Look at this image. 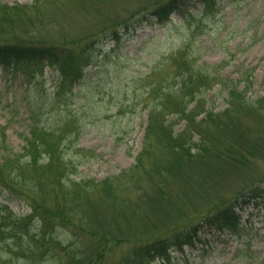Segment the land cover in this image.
I'll return each mask as SVG.
<instances>
[{"label": "rangeland", "instance_id": "374dc122", "mask_svg": "<svg viewBox=\"0 0 264 264\" xmlns=\"http://www.w3.org/2000/svg\"><path fill=\"white\" fill-rule=\"evenodd\" d=\"M51 1L42 6L32 24L24 27L19 22L17 31L34 41L65 39L78 43L92 36L95 44L100 42L104 55L100 66L84 68L88 73L83 81L90 82L82 83L79 90L76 87L71 103L61 106L63 112L76 115L78 177L114 176L136 163L144 145L150 154L142 155L145 167L155 166L150 160L154 156L162 162L169 160V154L156 147L152 136L145 138V127L150 108L159 109L163 104L169 110L161 111L159 117L171 124L174 133L186 123L181 111L172 106H178L179 96H171L170 103L167 99L180 82L173 77L172 61L181 60L179 72L191 68L203 81L199 94L188 104L196 107L197 122L208 110L216 113L225 109L223 83L238 81L239 87L247 86L252 111L241 118L237 128L223 129L209 120L202 126L197 122L191 126L192 140L199 143L204 138L207 155L184 163L169 178L168 199L173 204L168 217H153L150 221L154 227L147 232L138 227L131 234H135L133 240L144 233L154 239L167 226L185 229L199 225L194 246L170 251L172 264H264V193L258 192L264 188V156L251 153L243 165L231 158L241 146L247 150L255 144L264 152V103L256 108L253 102L264 96V0H208V6L203 0H174L167 5L168 17L161 16L165 26L150 14V9L168 0ZM0 2L14 5L29 4L31 0ZM183 11L192 16L183 20ZM43 72L40 80L45 81L44 88L50 89L53 73L48 66ZM25 95L22 75L5 71L0 63V156L22 153L30 122ZM91 98L94 104H90ZM139 175L145 189L149 182L143 171ZM256 186L258 189L252 191ZM130 197L134 198L133 192ZM0 203L20 216L32 215L23 199L9 195L1 186ZM221 205L233 206V224L214 219ZM7 210L3 208L5 214ZM74 224L76 227L71 229H59L62 241L67 243L71 235L84 237L92 227L84 220ZM124 243L116 247L125 248ZM5 250L0 247V260L11 256ZM116 256L108 254L105 264H114ZM17 260L23 263L20 257ZM161 262L157 257L152 264Z\"/></svg>", "mask_w": 264, "mask_h": 264}, {"label": "trees", "instance_id": "16d2710c", "mask_svg": "<svg viewBox=\"0 0 264 264\" xmlns=\"http://www.w3.org/2000/svg\"><path fill=\"white\" fill-rule=\"evenodd\" d=\"M173 1L168 0L166 4L151 8L150 14L164 25L162 17H168L166 8ZM50 3L51 0H31L29 4L14 5L0 2V63L5 71L22 75L30 120L22 153L0 156V186L9 195L23 199L32 212V215L20 216L7 210V206L0 205V247L6 248V253L7 250L11 253V256L0 261L6 264H105L108 254L117 253L114 264H152L157 257L162 259L161 264H172L170 251L183 250L184 245L194 246L199 225L185 229L167 226L164 233L154 239H151V234L144 233L133 240L135 234L131 233H136L138 227H141V231L150 230L154 227L150 221L153 217H168L166 214L173 204L171 198L168 199L171 196L167 191L169 178H173L184 163L193 161V158H203L208 153L202 144L204 138L201 137L199 143L192 140L190 128L197 122L195 118L198 113L195 106L188 107L199 94L203 81L196 77L191 68L179 72L181 60L178 63L172 61L175 64V69L171 67L173 77L179 78L180 82H177L178 88L169 98V93L163 98L169 99L170 103L171 96H179L178 106L172 105L175 111H181L186 120L179 132L174 133L171 124L159 117L161 111L169 110L166 105L149 110L145 138L152 136L156 147L164 148L169 154L167 162L154 156L150 160L155 166L145 167L142 155L150 154L144 145L136 163L114 176L103 179L78 177L75 154L78 152L76 139L79 130L76 115L63 112L61 106L71 103L76 87L79 90L82 83L90 82V79L83 81L88 73L84 68L100 66L104 55L100 42L95 44L92 36L78 43L65 39L34 41L17 31L19 22L22 21L24 27L32 24L42 6ZM207 3L208 0H203L204 6ZM188 14L183 11L182 19L188 20L187 16H192ZM45 66L53 73L50 89L44 88L45 81L40 80ZM238 84V81L223 83L227 106L221 112L208 110L197 125L202 126L204 121L209 120L216 127L237 128L241 118L252 111L246 94L249 89ZM253 102L256 108L261 107L264 96ZM90 104H94L93 101ZM255 147V144L247 150L238 147L236 156H231L232 160L243 165L245 157L253 155L251 153L264 156V152ZM214 150L211 149V152L214 153ZM209 155L214 157V154ZM139 171H143V175H146L144 178L149 182L145 189H142L145 184L141 186L143 180ZM257 189L258 186L253 187L252 191ZM132 192L133 199L130 197ZM258 192L263 195L264 188ZM3 208H6L7 214ZM214 213L215 220H224L229 224L235 221L236 213L232 205H224ZM77 220L86 221L92 226L91 229L84 237L73 238L71 235L66 239L67 243L62 241L58 235L59 229L76 227L74 223ZM74 229L71 230L73 234ZM120 243L126 244L125 248L116 247ZM17 244L19 247L15 248ZM19 257L23 263L18 262Z\"/></svg>", "mask_w": 264, "mask_h": 264}]
</instances>
